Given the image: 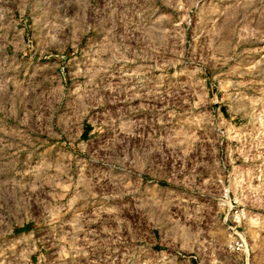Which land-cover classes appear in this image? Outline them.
<instances>
[{
    "label": "rangeland",
    "instance_id": "374dc122",
    "mask_svg": "<svg viewBox=\"0 0 264 264\" xmlns=\"http://www.w3.org/2000/svg\"><path fill=\"white\" fill-rule=\"evenodd\" d=\"M0 264H264V0H0Z\"/></svg>",
    "mask_w": 264,
    "mask_h": 264
},
{
    "label": "built area",
    "instance_id": "2783aa9c",
    "mask_svg": "<svg viewBox=\"0 0 264 264\" xmlns=\"http://www.w3.org/2000/svg\"><path fill=\"white\" fill-rule=\"evenodd\" d=\"M227 195L224 194L223 195V199H226ZM243 219V213L240 212H236L233 218V223L235 224H239L241 222V220ZM232 250L235 252H242L245 248V242L243 239H241L240 237L236 238L233 242H232V246H231Z\"/></svg>",
    "mask_w": 264,
    "mask_h": 264
}]
</instances>
